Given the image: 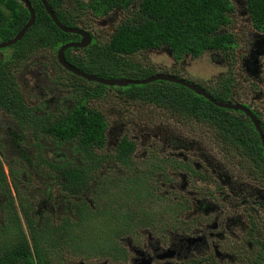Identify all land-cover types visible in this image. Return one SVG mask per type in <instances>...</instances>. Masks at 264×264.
<instances>
[{"label":"flooded vegetation","instance_id":"obj_1","mask_svg":"<svg viewBox=\"0 0 264 264\" xmlns=\"http://www.w3.org/2000/svg\"><path fill=\"white\" fill-rule=\"evenodd\" d=\"M230 2L226 46L197 56L176 57L167 46L143 52L171 62L169 73L149 70L150 77L181 79L219 103L243 106L256 122L241 110L221 108L224 118L217 121L214 112L199 120L197 112L171 109L150 86L159 84L166 94L167 81L93 87L98 83L60 65L63 45L9 66L11 81L0 97V246L28 245L34 256L38 248L51 264L66 251L67 259H86L95 248L112 250L99 254L100 264H264V32L254 27L246 0ZM235 5L245 27L237 26ZM81 17L73 27L98 44L101 17L93 15L91 25ZM123 18L118 11L101 18L114 24L110 41ZM2 50L0 59L7 58L8 48ZM68 50L69 61L82 52L67 49L65 59ZM42 51L54 57L33 61ZM200 58L213 63L211 78L185 72ZM63 122L76 138L59 139ZM94 126L103 128L104 144L82 145Z\"/></svg>","mask_w":264,"mask_h":264},{"label":"trees","instance_id":"obj_2","mask_svg":"<svg viewBox=\"0 0 264 264\" xmlns=\"http://www.w3.org/2000/svg\"><path fill=\"white\" fill-rule=\"evenodd\" d=\"M246 1L254 27L264 32V0ZM63 3V0H50V5L61 23L73 27L78 20H82L83 15L64 10ZM76 6L80 12H91L98 17H109L111 12L115 11L124 14L109 43L92 44L87 49H82L80 55L73 58V61H69L71 51L68 50L66 53L67 61L73 66L105 79L120 77L144 79L153 75L154 72L149 70L139 72L137 64L125 61L130 56L146 50L167 46L176 57L184 53L197 56L206 49L224 47L232 41L230 34L222 32L230 22L229 13L233 11L230 0H90L88 2L77 0ZM34 10L36 13L34 26L22 41L8 48L13 51L9 58L0 59V97L3 96L2 90L9 86L11 81L8 76L9 66L26 62L29 55L39 49L57 50L62 45L79 38L74 34L62 32L42 5L34 6ZM29 19V11L18 0H0V42L12 40ZM150 86L154 88L152 94L161 102H166L169 108L176 109L180 113L197 112L195 115L199 120H206L209 119L207 118L209 112H214L219 117L217 121L224 118V109L214 106L204 97L193 95L181 85L168 83L166 94L161 85L154 83ZM98 93L99 90L93 95L97 96ZM75 122L78 126L86 123L81 116ZM234 126L238 127L239 123L235 121ZM56 129L59 139L78 136L76 132L71 134L72 128L69 126L68 129L65 122ZM81 144L102 146L103 128L94 126L87 130L81 136ZM262 158L264 159V155ZM95 252L110 255L112 250L95 248ZM0 264L51 263L46 261L38 248H35L34 256L28 245L9 249L1 245Z\"/></svg>","mask_w":264,"mask_h":264},{"label":"water","instance_id":"obj_3","mask_svg":"<svg viewBox=\"0 0 264 264\" xmlns=\"http://www.w3.org/2000/svg\"><path fill=\"white\" fill-rule=\"evenodd\" d=\"M21 3L24 4L25 8H27V10L29 11L30 14V19L27 22V24L22 28V30L10 41L7 42H0V50L2 49H6V48H10L12 46H15L17 43H19L20 41L23 40V38L25 37V35L27 34V32L34 26L35 22H36V13L35 10L33 9L31 3L29 2V0H18ZM45 10L47 12V14L50 16V18L53 20V22L55 23V25L64 33H69V34H75V35H79L82 38V41L79 43H70L67 45H63L58 52V61L60 63V65L62 67H64L66 70L74 73L75 75L82 77L83 79H85L88 82H94V83H98L101 85H106V86H120V87H127L130 85H138V86H143V85H148L151 84L153 82H157V81H167L170 83H175L184 87H187L189 89H191L192 91H194L197 95L199 96H203L205 99H207L208 101H210L211 103H213L214 105L220 107V108H224V109H232V110H241L247 113V115H250L254 121L256 122V119L254 118V116L243 106L241 105H233V104H223V103H219L217 101H215L209 94H207L204 90L197 88L195 85H192L188 82H185L181 79H177L175 77L172 76H168V75H163V74H159V75H155L153 77H149L147 79L144 80H131V79H125V78H121V79H105L102 77H98L95 75H91L88 74L84 71H81L73 66H71L70 64L67 63L64 54L65 51L67 49H86L88 48L91 43H92V37L89 33L79 29V28H75V27H67L65 25H63L61 23V21L59 20V18L57 17L56 13L54 12V10L49 6L47 0H41ZM262 53V52H261ZM263 54V53H262ZM248 66V65H247ZM256 126H258V124H256ZM259 128V126H258ZM262 134V132H261ZM263 135V134H262ZM263 143H264V138H263Z\"/></svg>","mask_w":264,"mask_h":264},{"label":"rangeland","instance_id":"obj_4","mask_svg":"<svg viewBox=\"0 0 264 264\" xmlns=\"http://www.w3.org/2000/svg\"><path fill=\"white\" fill-rule=\"evenodd\" d=\"M73 1H74V3L72 5V0H65L66 4H69L67 9H69L70 12H72V13H77V14L83 15L84 16L83 20H85V21L87 20L88 22H90V24L89 23L88 24L91 25V20H93L92 13L87 12V11L80 12V10L77 9V6L75 4L76 0H73ZM80 1H84V2L87 1L88 2L90 0H80ZM235 9H236V12H235L236 18L235 19L238 22L237 26L245 27L246 18L242 17L240 15V13L238 14V11L240 10V5H235ZM101 18H98L96 21L97 25L99 26V28H97V34L99 37L98 44L104 45L110 41L109 33L112 31L111 27L115 23H117L116 22L117 18H115L116 20H114V22H111V23H114L113 25L111 23H109V21H107L106 23H103L102 22L103 20ZM247 27H249V26L247 25ZM7 53H8V58H9L12 55L11 53H13V51L9 50V51H7ZM52 56H53V54L51 52L42 51V52H40L34 56L33 61H35V62H37L38 60L42 61L43 57L51 58ZM126 60L131 61L134 64H137V66L140 68H145V69L148 68V70H152L154 72L166 71L169 73L170 69H171V68H169L170 63H171L170 60L166 57V55H163V53H160V52L159 53H154V52H143L142 53L141 52L137 56H134L133 60L131 58L126 59ZM136 61H138V62H136ZM209 61L210 60L208 58H205L204 60L202 58H200L198 61H196V64L193 67L185 69V72L194 75V78L196 76H200L201 80H206L208 78H211L212 75L214 74V70H213L214 65L211 62V67H210ZM31 68H32V66H31ZM181 70H182L181 67H178L176 69L177 72H180ZM121 78H124V77H120L117 79H121ZM113 79H116V78H113ZM91 84L93 87L96 86L93 83H91ZM260 103L262 104L263 102L260 100ZM97 241L99 242V240H97ZM68 254H69L68 251L63 253L64 259L62 261H58V264H78L81 261L87 262V264H100V263H103L105 261V258L100 256L99 253H96V252L91 253L90 255L88 254L86 259H84L85 257L81 254L75 256L74 258H71V256H69L67 259Z\"/></svg>","mask_w":264,"mask_h":264}]
</instances>
